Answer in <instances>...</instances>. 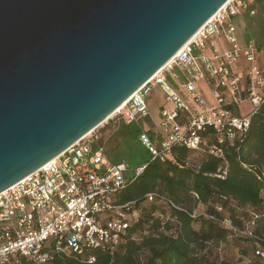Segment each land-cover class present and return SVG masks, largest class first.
I'll return each mask as SVG.
<instances>
[{"label":"built area","instance_id":"2783aa9c","mask_svg":"<svg viewBox=\"0 0 264 264\" xmlns=\"http://www.w3.org/2000/svg\"><path fill=\"white\" fill-rule=\"evenodd\" d=\"M249 3L225 2L110 116L115 125L140 124L137 140L149 160H163L175 146L209 152L221 159L212 175L225 178L227 148L242 142L264 105V69L257 62L256 45L251 39L240 44L231 21ZM200 82L210 91V104ZM153 86L160 87L165 102L152 137L141 121L151 117L146 98ZM243 102L251 106L246 114H240ZM145 166L135 167L129 177L123 161L109 160L95 129L77 139L0 192V264H51L68 254H86L92 262L94 251L114 252L139 216L137 201L120 202L119 193ZM143 202L165 203L191 217L207 216L189 212L157 191L145 193ZM222 222L230 225L227 219Z\"/></svg>","mask_w":264,"mask_h":264},{"label":"water","instance_id":"95a60500","mask_svg":"<svg viewBox=\"0 0 264 264\" xmlns=\"http://www.w3.org/2000/svg\"><path fill=\"white\" fill-rule=\"evenodd\" d=\"M228 0H0V192L96 128Z\"/></svg>","mask_w":264,"mask_h":264},{"label":"trees","instance_id":"16d2710c","mask_svg":"<svg viewBox=\"0 0 264 264\" xmlns=\"http://www.w3.org/2000/svg\"><path fill=\"white\" fill-rule=\"evenodd\" d=\"M253 3L261 5L258 11L264 17V0ZM247 12L252 19L251 11ZM254 28L263 39V43H256L261 49L264 37L260 27ZM120 126L128 128L147 153L139 164L146 163L144 169L118 196L120 202L136 200L139 216L114 252L94 251L92 262L86 254L62 255L51 264H264V105L252 117L242 142L227 148L228 171L223 179L212 175L221 163L219 157L175 146L163 160H149L148 150L137 140L139 127L120 123L115 131ZM145 130L153 137L151 128ZM103 146L111 162L122 161L116 145ZM127 174L131 177L132 170ZM148 191H157L187 211L207 216L191 217L165 203H145L143 196ZM229 236L251 243L247 261L242 259L248 252L244 249L238 259L214 252Z\"/></svg>","mask_w":264,"mask_h":264},{"label":"rangeland","instance_id":"374dc122","mask_svg":"<svg viewBox=\"0 0 264 264\" xmlns=\"http://www.w3.org/2000/svg\"><path fill=\"white\" fill-rule=\"evenodd\" d=\"M250 7L247 10H240L238 13L231 17V21L235 26V35L240 44H244L248 39H251L254 44L263 43V39L257 36L255 33V27L261 29L262 36L264 37V17L260 15L258 11L261 5H256L253 3V0L249 3ZM247 11H251L252 19L249 16ZM262 20V24L260 21ZM252 21L254 24H252ZM259 24L261 26H259ZM254 25V26H253ZM227 46V45H226ZM196 52V51H195ZM256 58L258 64L264 68V44L261 49H257L256 46ZM166 78L174 83V79L166 74ZM198 86L202 89L204 93V99L207 103H211L210 91L207 87L204 86L203 82H200ZM165 102L163 91L159 86H153L149 95L146 98V103L148 106V111L150 114L149 121L147 119H142V125L144 129H153V123H158L160 120V107ZM241 112L240 114H246L251 110V106L247 102H243L240 105ZM114 118H107L102 123H100L95 129V132L100 137V141L108 147V144L112 146L116 145L119 154L124 156L119 157L128 167V172L133 170L140 164L141 159L147 157V153L143 151L142 146L138 145L133 134L128 131V128L120 126L116 131V125L113 120ZM139 129L140 124L135 123ZM115 131V132H114ZM114 132V133H113ZM113 133V134H112ZM103 144V145H104ZM139 149H135L138 148ZM134 149V150H133ZM262 197L264 198V189L261 192ZM241 249H244L247 252V255L243 256V261H247L251 256V243L236 240L235 237H228L225 242L219 243L214 252L218 254L219 257H225L228 259H238L242 252Z\"/></svg>","mask_w":264,"mask_h":264},{"label":"bare ground","instance_id":"6f19581e","mask_svg":"<svg viewBox=\"0 0 264 264\" xmlns=\"http://www.w3.org/2000/svg\"><path fill=\"white\" fill-rule=\"evenodd\" d=\"M188 41H190V39ZM169 61H170V59L168 60V62ZM125 102H126V100L114 112L120 110L123 107V105L125 104ZM114 112H112L108 117H110L111 115H113Z\"/></svg>","mask_w":264,"mask_h":264},{"label":"crops","instance_id":"0c3cea01","mask_svg":"<svg viewBox=\"0 0 264 264\" xmlns=\"http://www.w3.org/2000/svg\"><path fill=\"white\" fill-rule=\"evenodd\" d=\"M252 0H250V2H251ZM261 67L263 68V66L261 65ZM264 69V68H263Z\"/></svg>","mask_w":264,"mask_h":264},{"label":"flooded vegetation","instance_id":"af4514ba","mask_svg":"<svg viewBox=\"0 0 264 264\" xmlns=\"http://www.w3.org/2000/svg\"><path fill=\"white\" fill-rule=\"evenodd\" d=\"M250 15H251V13H250Z\"/></svg>","mask_w":264,"mask_h":264}]
</instances>
